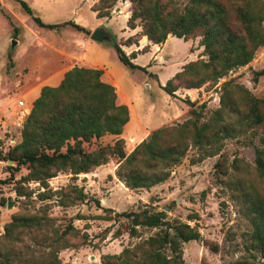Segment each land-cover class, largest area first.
I'll return each mask as SVG.
<instances>
[{
	"label": "rangeland",
	"instance_id": "rangeland-1",
	"mask_svg": "<svg viewBox=\"0 0 264 264\" xmlns=\"http://www.w3.org/2000/svg\"><path fill=\"white\" fill-rule=\"evenodd\" d=\"M45 23L73 21L85 27L81 31L64 23L58 28L38 26L17 0H0V234L3 225L18 211L35 212L49 203L48 214L55 225L72 224L76 229L69 240L71 247L62 249L59 257L63 264H103L105 254H118L123 247L133 245L140 238H129L127 233L114 238L113 231L121 217L105 220L115 212L138 210L144 206L164 210L171 221L186 222L201 234L200 240L183 244L182 264H264V258L252 248L251 224L245 214L243 194L246 189L258 190L264 196V177L255 165V147L260 146L261 128L247 127L236 130L224 139L221 150L213 156L189 147L178 164L170 168L166 180L150 188L129 189L115 175L117 160L111 158L88 173L76 176L58 172L47 180L52 191L68 185L83 187L87 199L72 205H60L58 193L41 201L37 194L45 189L37 181H25L31 191L29 198L17 196L14 190L27 169L21 167L10 176L4 160L9 148L21 141V128L30 112L32 102L43 86H56L64 73L74 66L103 69L102 79L115 87L116 102L129 108V120L120 135H105L85 143L86 149L98 144L124 140L129 153L149 133L159 127L183 122L188 116L186 99L204 104L206 116L219 107L223 82L232 80L247 88L252 95L264 98V45L258 47L253 59L240 66L214 85H203L185 93L179 88L174 95L167 94L162 85L183 65L202 55L199 36L188 40L168 35L163 43H151L141 34V26L129 28V0H117L109 8V15L98 18L91 9L98 0H23ZM182 6L184 0H166ZM101 28L109 38L95 41L92 32ZM132 36L135 43L125 45ZM112 39L122 44L125 54L136 53L135 64L143 69L131 70L119 59ZM15 41V44L12 42ZM138 53V54H137ZM197 89V90H196ZM230 126L238 127L233 121ZM94 199L99 200L100 207ZM12 205L8 208L7 204ZM108 209V210H106ZM101 216V217H100ZM117 218V219H116ZM111 226L106 235L105 228ZM157 228L141 229V238L153 234Z\"/></svg>",
	"mask_w": 264,
	"mask_h": 264
},
{
	"label": "trees",
	"instance_id": "trees-1",
	"mask_svg": "<svg viewBox=\"0 0 264 264\" xmlns=\"http://www.w3.org/2000/svg\"><path fill=\"white\" fill-rule=\"evenodd\" d=\"M17 1L40 27L54 29L68 23L88 31L73 21L45 23L34 15L27 2ZM116 1L98 0L91 9L98 18L108 16L109 8ZM184 1L180 7L166 0H129L127 26L132 29L141 26V34L151 43H163L168 35L184 40L199 36L202 55L206 58L187 62L169 78L161 86L169 95H174L179 88L214 85L232 70L248 64L258 47L264 45V0ZM125 41L123 44L127 46L135 43L132 36ZM121 45L112 42L118 59L131 70L143 69L132 61L136 53L125 54ZM255 74H264V68ZM102 75L101 68L74 66L56 86L41 88L23 122L21 141L3 155L4 160L14 161V166L7 165L10 176L21 167L27 169L16 180L17 196L29 198L31 191L23 183L37 181L45 187L37 194L41 201L58 193L60 205L83 202L87 199L83 187L68 185L56 192L47 188V180L58 172L77 177L108 163L111 158L117 160L116 177L127 188H150L167 179L170 168L181 161L189 147L197 148L204 156H213L221 150L224 139L244 126L261 128V144L255 147V165L258 175L264 177V98L255 97L232 80L222 83L220 105L210 116H206L203 103L196 105L195 100L187 98L189 116L183 122L152 130L129 153L125 152L121 137L112 144L86 149L85 143L92 140L120 135L129 120L128 106L116 102L115 87L105 82ZM229 121L239 126H230ZM243 202L251 224V246L264 258V196L253 188L246 189ZM3 203L4 198L0 197V205ZM94 203L100 207L99 200L94 199ZM48 207L49 203H44L35 212L18 211L11 215L0 234V264H63L59 252L73 245L69 237L76 229L71 223L64 227L55 225ZM167 215L164 210L148 206L115 212L114 216L104 215L105 220L122 218L112 233L114 238L127 233L129 238L140 239L123 247L118 254L103 255L102 263L182 264L183 244L200 240L201 234L186 222L169 220ZM154 228L157 230L153 234L141 238V229ZM111 229V226L105 228L106 235Z\"/></svg>",
	"mask_w": 264,
	"mask_h": 264
},
{
	"label": "water",
	"instance_id": "water-1",
	"mask_svg": "<svg viewBox=\"0 0 264 264\" xmlns=\"http://www.w3.org/2000/svg\"><path fill=\"white\" fill-rule=\"evenodd\" d=\"M91 38L95 41H101L103 39L107 40L109 38V35L107 33H105L104 30H102L101 28H97L94 32H92ZM113 41H114V39H112V42ZM12 43L15 44V41H13ZM9 162H12V160ZM11 205L12 204L10 202H8V204H7L8 208H10Z\"/></svg>",
	"mask_w": 264,
	"mask_h": 264
},
{
	"label": "crops",
	"instance_id": "crops-1",
	"mask_svg": "<svg viewBox=\"0 0 264 264\" xmlns=\"http://www.w3.org/2000/svg\"><path fill=\"white\" fill-rule=\"evenodd\" d=\"M137 54H138V53H137ZM135 59H136V58H134L132 61H134ZM184 90H185V93H188V92H190V91H192V90H194V89H185V88H184ZM196 90H197V89H196ZM177 91H179V90H177ZM177 91H176V92H177ZM129 114H130V113H129Z\"/></svg>",
	"mask_w": 264,
	"mask_h": 264
}]
</instances>
